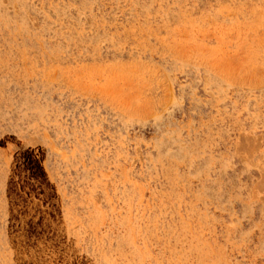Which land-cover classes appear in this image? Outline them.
I'll use <instances>...</instances> for the list:
<instances>
[{"label": "rangeland", "instance_id": "1", "mask_svg": "<svg viewBox=\"0 0 264 264\" xmlns=\"http://www.w3.org/2000/svg\"><path fill=\"white\" fill-rule=\"evenodd\" d=\"M0 264H264V0H0Z\"/></svg>", "mask_w": 264, "mask_h": 264}]
</instances>
